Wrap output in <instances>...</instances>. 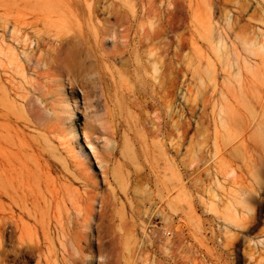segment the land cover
Instances as JSON below:
<instances>
[{"label":"rangeland","instance_id":"374dc122","mask_svg":"<svg viewBox=\"0 0 264 264\" xmlns=\"http://www.w3.org/2000/svg\"><path fill=\"white\" fill-rule=\"evenodd\" d=\"M263 35L264 0H0V222L94 206L0 264H264Z\"/></svg>","mask_w":264,"mask_h":264},{"label":"bare ground","instance_id":"6f19581e","mask_svg":"<svg viewBox=\"0 0 264 264\" xmlns=\"http://www.w3.org/2000/svg\"><path fill=\"white\" fill-rule=\"evenodd\" d=\"M152 30L154 32V35H156L155 27H152ZM260 38L261 41L255 39L252 43L248 45L247 50L252 55L254 54L252 51L254 48H260L259 51L261 52L262 55L264 54V35L262 37L260 36ZM54 191L55 192H53L52 195H54V198L59 202L58 208H54L48 203L46 205V208L40 212L38 210L42 209L43 201L41 199L31 200L29 198L26 200V202L27 204H31L35 211L33 213L30 212L27 213V219H28L27 222L26 221L23 222L22 219H18V217L14 215L11 217L7 216L9 221L5 223L0 222V255H2L5 252L4 242L7 240L8 234L11 237L15 236L16 238L17 241L16 252L18 253V255L22 256L28 250H30L37 254L39 263L43 261L42 260L43 256L41 254L42 250H44L46 244H48V247L50 248L48 241L50 242L54 241L53 238H55L56 233L58 235L57 237L61 245L63 246H66L71 242L72 246L79 247L82 242L87 240L86 238H88V235L85 232H83V229L85 227L90 226L91 224V218L93 217L94 206L91 205L90 208L88 207L86 208L84 206L82 207V205H78V207L76 206L74 207L75 211L79 213L85 211L87 216H84L85 222H83V225L81 226L82 230L80 229L77 230L75 233H72L76 229L75 225L71 227L69 217L64 215L69 210L68 202L66 199L61 197V193L58 190H54ZM50 200L53 201V199ZM8 227H10V230ZM167 233L168 231L166 227L164 234ZM1 260L5 261L6 259L2 256Z\"/></svg>","mask_w":264,"mask_h":264}]
</instances>
